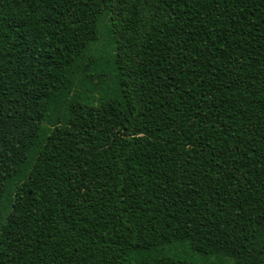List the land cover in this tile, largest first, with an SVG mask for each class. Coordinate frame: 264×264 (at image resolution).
Returning a JSON list of instances; mask_svg holds the SVG:
<instances>
[{"label":"trees","instance_id":"obj_1","mask_svg":"<svg viewBox=\"0 0 264 264\" xmlns=\"http://www.w3.org/2000/svg\"><path fill=\"white\" fill-rule=\"evenodd\" d=\"M0 264H264V0H0Z\"/></svg>","mask_w":264,"mask_h":264},{"label":"rangeland","instance_id":"obj_2","mask_svg":"<svg viewBox=\"0 0 264 264\" xmlns=\"http://www.w3.org/2000/svg\"><path fill=\"white\" fill-rule=\"evenodd\" d=\"M102 39H103V38H101V42H102V43L105 42V40H104V39L102 40Z\"/></svg>","mask_w":264,"mask_h":264}]
</instances>
